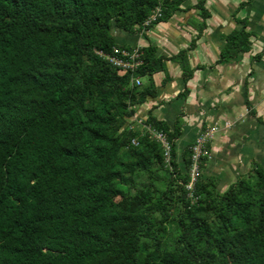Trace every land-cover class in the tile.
<instances>
[{"label": "trees", "instance_id": "obj_1", "mask_svg": "<svg viewBox=\"0 0 264 264\" xmlns=\"http://www.w3.org/2000/svg\"><path fill=\"white\" fill-rule=\"evenodd\" d=\"M184 1L0 0V264H264V165L223 191L200 176L192 201L189 147L184 170L173 147L181 120H144L167 136L169 165L125 124L155 95L131 78L165 71L167 58L140 46L141 65L121 73L98 54L130 49L116 32H140L156 7L145 30L166 22ZM237 21L219 63L251 46L247 18ZM189 49L174 57L185 80ZM263 54L264 44L253 58Z\"/></svg>", "mask_w": 264, "mask_h": 264}, {"label": "crops", "instance_id": "obj_2", "mask_svg": "<svg viewBox=\"0 0 264 264\" xmlns=\"http://www.w3.org/2000/svg\"><path fill=\"white\" fill-rule=\"evenodd\" d=\"M243 1L206 0L210 16L198 37L196 25L201 19L194 7L197 0H185L166 22L145 31L115 33L120 43L152 44L157 55L167 58L165 71L150 79L142 77L147 79L143 84L153 82L155 95L135 106L133 119L144 121L150 113L170 125L181 120V133L173 145L181 170L185 169L188 145L203 130L215 128L203 175L215 177L219 191L254 164L264 165V54L253 58L264 44V0H252L238 8ZM243 18L253 33L249 50L227 62H217L225 36L241 28L237 19ZM189 46L186 55L193 73L185 80L174 57ZM184 90L185 95H179Z\"/></svg>", "mask_w": 264, "mask_h": 264}, {"label": "built area", "instance_id": "obj_3", "mask_svg": "<svg viewBox=\"0 0 264 264\" xmlns=\"http://www.w3.org/2000/svg\"><path fill=\"white\" fill-rule=\"evenodd\" d=\"M160 16V8L156 7L154 11L147 17V19L141 24V31H145V27L155 21ZM98 54L109 61L114 67H116L121 73L134 72L142 63L140 46L134 45L130 49L114 47L112 53L104 54L98 51ZM136 84H140V78L133 77L130 80ZM138 122H142L138 120ZM141 124V123H140ZM149 138L156 140L162 147L165 163L169 165L171 158V147L167 136L161 132L152 128L146 123L141 125ZM215 128H208L200 132L193 140L189 147V165L187 168V181L184 183V188L187 191V196L192 201L195 200L194 191L195 186L201 176V160L207 153L206 147L209 140L213 137ZM132 144H137L135 139H132Z\"/></svg>", "mask_w": 264, "mask_h": 264}, {"label": "rangeland", "instance_id": "obj_4", "mask_svg": "<svg viewBox=\"0 0 264 264\" xmlns=\"http://www.w3.org/2000/svg\"><path fill=\"white\" fill-rule=\"evenodd\" d=\"M162 23H160V24H158V25H161ZM143 41H144V39H143ZM143 79V81L141 82V84H140V86L141 85H143V82L144 81H147V79L146 78H142ZM144 121H142V122H138V120H136V119H133V117H131V118H129V119H127V121H125V124L126 125H129L130 126V128H134V129H136V130H139L140 132H142V133H146L145 132V130L143 129V127L141 126L142 125V123H143ZM207 146H208V143H207ZM207 146H205L206 147V150H207V152H208V147ZM204 157H206V159L204 160V162L202 163V160H201V176L204 178V179H213L215 182H217V180L215 179V177H213V176H207V177H205L204 175H203V167H204V164H205V162H206V160H207V153L205 154V156ZM250 171V170H249ZM249 171H247L243 176H247L248 174H249ZM217 184V183H216Z\"/></svg>", "mask_w": 264, "mask_h": 264}]
</instances>
